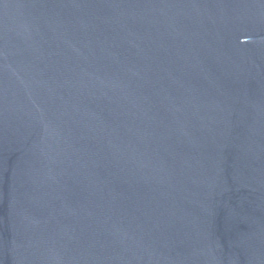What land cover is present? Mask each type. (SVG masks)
<instances>
[{
  "label": "water",
  "instance_id": "1",
  "mask_svg": "<svg viewBox=\"0 0 264 264\" xmlns=\"http://www.w3.org/2000/svg\"><path fill=\"white\" fill-rule=\"evenodd\" d=\"M0 264H264V0H0Z\"/></svg>",
  "mask_w": 264,
  "mask_h": 264
}]
</instances>
